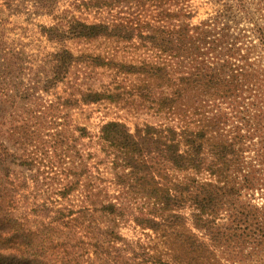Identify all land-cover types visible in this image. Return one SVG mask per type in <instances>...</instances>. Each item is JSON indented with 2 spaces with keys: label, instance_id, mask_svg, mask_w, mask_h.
<instances>
[{
  "label": "trees",
  "instance_id": "1",
  "mask_svg": "<svg viewBox=\"0 0 264 264\" xmlns=\"http://www.w3.org/2000/svg\"><path fill=\"white\" fill-rule=\"evenodd\" d=\"M60 1L22 0L48 15ZM144 1L160 10L154 24L71 19L65 26L41 28L59 47L45 62L49 70L38 88L44 94L64 84L76 66L131 80L130 89L120 84L118 89L74 90L58 105L55 118L64 109L126 101L158 120L134 130L120 121L101 126L98 143L112 164L115 194L104 201L97 200L93 188L84 190L80 214L101 213L113 227L105 233L91 225L94 255L67 250L60 259L65 264L264 261V0H209L214 12L198 23L192 0ZM121 2L84 5L103 10ZM100 40L127 43L141 54L126 61L67 48ZM9 157L2 144L0 264H50L53 229L31 227L23 218L18 194L6 187L12 182ZM76 171L59 193L63 200L81 190L83 178ZM73 214L58 216L55 226L66 227L71 221L65 219ZM130 221L149 232L150 240H139L123 256L119 244L125 238L117 230ZM105 236L112 248L100 245Z\"/></svg>",
  "mask_w": 264,
  "mask_h": 264
},
{
  "label": "rangeland",
  "instance_id": "2",
  "mask_svg": "<svg viewBox=\"0 0 264 264\" xmlns=\"http://www.w3.org/2000/svg\"><path fill=\"white\" fill-rule=\"evenodd\" d=\"M88 1L61 0L56 11L48 15L31 2L0 0V146H6L10 155L8 166L12 170V182H9L12 185L6 183V187L18 194L21 214L31 221V227L46 232L53 229L51 236L55 243L49 245L50 264H65L60 258L67 250L94 255L96 233L92 231L89 235L91 225L105 233L108 226L113 227L101 213L80 214L86 205L84 190L93 188L97 200L104 201L115 194L112 164L98 143L101 126L109 121H120L134 130L144 122H158L126 101L64 109V113L55 118L58 105L74 90L118 89L120 84L130 89L131 80L119 79L113 71L76 66L66 82L51 93L38 90L49 70L45 62L49 54L59 48L42 35L43 26H65L71 19L89 24L138 21L154 24L160 12L144 0H122L116 7L103 10L87 9L84 3ZM191 5L196 12L194 23L207 18L215 9L209 0H192ZM67 48L75 54L126 61L137 60L141 54L127 43L108 40L69 43ZM80 129H85L87 135H82ZM75 170L83 178L81 190L63 200L59 193L74 180ZM5 182L0 176V188ZM58 211L66 216L74 211L72 217L65 219V223L71 221L66 227L55 226L54 220L62 215H57ZM117 231L125 238L119 244L123 256L136 247L139 240H150V233L143 232L132 221L122 224ZM107 242L105 236L100 245L112 248ZM252 264H264V261Z\"/></svg>",
  "mask_w": 264,
  "mask_h": 264
}]
</instances>
